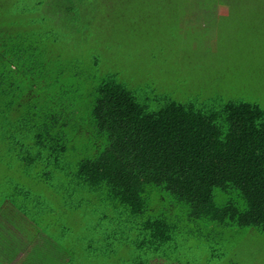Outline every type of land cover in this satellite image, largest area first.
Returning a JSON list of instances; mask_svg holds the SVG:
<instances>
[{"label":"trees","instance_id":"trees-1","mask_svg":"<svg viewBox=\"0 0 264 264\" xmlns=\"http://www.w3.org/2000/svg\"><path fill=\"white\" fill-rule=\"evenodd\" d=\"M32 11L25 0L0 6L1 154L32 167L38 183L64 175L66 187L116 211L154 262L168 260L159 252L176 227L192 234L186 224L264 230V106L178 100L102 71L97 58L80 70Z\"/></svg>","mask_w":264,"mask_h":264},{"label":"rangeland","instance_id":"rangeland-1","mask_svg":"<svg viewBox=\"0 0 264 264\" xmlns=\"http://www.w3.org/2000/svg\"><path fill=\"white\" fill-rule=\"evenodd\" d=\"M25 2L60 38L57 49L83 60L80 70L97 58L102 71L178 100L217 94L264 106V0ZM41 180L0 153V264H264V230L215 223L186 224V238L176 227L159 252L168 262H154L116 211L66 187L64 175Z\"/></svg>","mask_w":264,"mask_h":264}]
</instances>
